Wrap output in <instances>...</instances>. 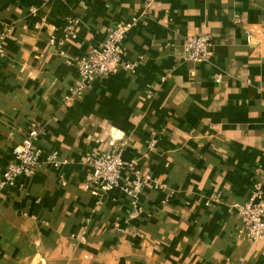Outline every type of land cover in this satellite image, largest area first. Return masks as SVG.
<instances>
[{
    "label": "crops",
    "instance_id": "obj_1",
    "mask_svg": "<svg viewBox=\"0 0 264 264\" xmlns=\"http://www.w3.org/2000/svg\"><path fill=\"white\" fill-rule=\"evenodd\" d=\"M132 18L120 57L134 68L74 93L73 58ZM197 34L212 55L184 60ZM0 42V177L41 129L34 173L0 187V264H264L234 207L264 187V0H0ZM111 136L151 178L138 196L85 187L83 152Z\"/></svg>",
    "mask_w": 264,
    "mask_h": 264
},
{
    "label": "built area",
    "instance_id": "obj_2",
    "mask_svg": "<svg viewBox=\"0 0 264 264\" xmlns=\"http://www.w3.org/2000/svg\"><path fill=\"white\" fill-rule=\"evenodd\" d=\"M132 18L129 21L112 26L106 39L99 47H92L87 56L73 58L79 78L74 93H80L94 78L106 77L117 72L120 68L132 70L134 64L122 60L120 57V45L125 33L135 23ZM77 19L71 18L66 21L64 33L75 37V25ZM51 43L54 38L49 39ZM212 55V41L207 34L186 36L183 44L182 56L184 60L193 62L207 61ZM4 57V51L0 42V60ZM215 81H219L215 77ZM40 127L36 121L31 122L28 134L23 140L11 149L8 165L0 177V187L14 184L16 178L21 175L29 176L35 171L40 162V150L35 140L40 134ZM115 136L107 141L104 150L87 149L81 156V162L86 166L85 187L94 195L108 194L113 188L120 187L131 197L138 196L143 185L148 182L150 176L143 174L137 159L123 160L121 151L124 141L117 143ZM97 142V140H94ZM154 141L151 140L148 147L151 148ZM43 162L53 167H58L60 161L56 152H52L43 158ZM126 171L130 179L122 178V172ZM155 188H161V184L154 183ZM237 215L242 223L244 237L249 241L264 238V187L261 182L253 184L249 198L235 204ZM134 215V213H133ZM118 227V222L115 223Z\"/></svg>",
    "mask_w": 264,
    "mask_h": 264
}]
</instances>
